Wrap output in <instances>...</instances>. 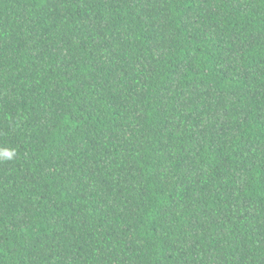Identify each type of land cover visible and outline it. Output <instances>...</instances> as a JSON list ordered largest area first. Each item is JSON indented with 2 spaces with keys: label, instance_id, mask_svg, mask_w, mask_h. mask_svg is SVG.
Here are the masks:
<instances>
[{
  "label": "trees",
  "instance_id": "16d2710c",
  "mask_svg": "<svg viewBox=\"0 0 264 264\" xmlns=\"http://www.w3.org/2000/svg\"><path fill=\"white\" fill-rule=\"evenodd\" d=\"M0 264H264V0H0Z\"/></svg>",
  "mask_w": 264,
  "mask_h": 264
},
{
  "label": "clouds",
  "instance_id": "9594fccd",
  "mask_svg": "<svg viewBox=\"0 0 264 264\" xmlns=\"http://www.w3.org/2000/svg\"><path fill=\"white\" fill-rule=\"evenodd\" d=\"M15 155L14 151H10L8 149L0 150V159L10 160Z\"/></svg>",
  "mask_w": 264,
  "mask_h": 264
}]
</instances>
